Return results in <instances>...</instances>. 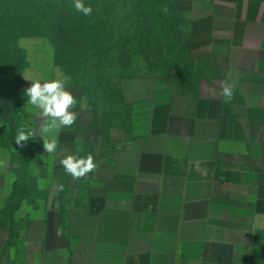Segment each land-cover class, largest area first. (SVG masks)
I'll return each mask as SVG.
<instances>
[{
  "label": "crops",
  "instance_id": "1",
  "mask_svg": "<svg viewBox=\"0 0 264 264\" xmlns=\"http://www.w3.org/2000/svg\"><path fill=\"white\" fill-rule=\"evenodd\" d=\"M190 3L192 78L127 82L107 164L76 206L0 227V264H264V0ZM83 127L59 145L99 143Z\"/></svg>",
  "mask_w": 264,
  "mask_h": 264
},
{
  "label": "rangeland",
  "instance_id": "2",
  "mask_svg": "<svg viewBox=\"0 0 264 264\" xmlns=\"http://www.w3.org/2000/svg\"><path fill=\"white\" fill-rule=\"evenodd\" d=\"M70 1L35 5L31 25L18 15L25 28L15 33L20 50L15 64L7 32L0 26V160H5L0 166V227L16 233L46 209L64 211L77 205L78 190L92 184L108 162L111 130L126 125L127 82L154 79L174 86L192 78L190 13L181 10L191 6L190 0H83L93 9L88 16L68 7ZM64 24L73 32L61 37L56 31ZM23 57L26 65L18 89L15 70ZM64 77L66 90L77 102L72 110L85 125L82 134L95 133L99 143L82 140L70 148L58 143L56 153L47 154L41 136L49 134L40 132L44 118L27 104L25 93L32 80ZM20 127L36 131L24 147L15 143ZM73 134L61 128L52 135L70 143ZM88 154L97 169L81 179L74 180L60 164L67 155ZM58 184L64 185L63 191L57 190Z\"/></svg>",
  "mask_w": 264,
  "mask_h": 264
},
{
  "label": "clouds",
  "instance_id": "3",
  "mask_svg": "<svg viewBox=\"0 0 264 264\" xmlns=\"http://www.w3.org/2000/svg\"><path fill=\"white\" fill-rule=\"evenodd\" d=\"M73 5L76 11L85 16L91 15L93 11L92 7L86 6L83 0H73ZM25 79L28 80L27 78ZM67 83V77L52 79L43 83L36 79L32 80L30 87L26 89L27 104L38 109L44 118L40 132L49 134L48 136H41L43 148L47 154L56 153L58 148V138L52 134L59 132L61 128L72 126L78 119V113L72 110L77 102L73 94L66 90ZM221 88V96L224 98V102H230L234 98L235 83L230 84L227 81H223L221 82ZM34 135H36L35 130H26L24 127H20L15 137V143L20 147H24ZM60 164L74 180L81 179L97 169V164L94 162L92 154H88L86 158L78 157L77 155H67L60 160ZM0 166H5V160H0ZM56 187L59 191L64 189L63 184H58Z\"/></svg>",
  "mask_w": 264,
  "mask_h": 264
},
{
  "label": "trees",
  "instance_id": "4",
  "mask_svg": "<svg viewBox=\"0 0 264 264\" xmlns=\"http://www.w3.org/2000/svg\"><path fill=\"white\" fill-rule=\"evenodd\" d=\"M61 1V0H60ZM153 0H150L149 3L152 4ZM44 4V0H0V26L7 32L8 41L10 48H13V54L11 55V62L15 64L16 61V53H20L18 49V38L16 39L15 33L19 32L20 30L25 28V24L31 25L34 21V14H31V8L36 6H41ZM71 9H74L73 0L70 1L67 5ZM18 15H23L25 24L20 25V21ZM69 24H64L59 28L56 32L61 37H66L71 34L70 32L73 27H68ZM23 31V30H22ZM22 57V56H21ZM22 65L19 69L15 70L14 72L18 75V84L17 88L20 89L22 85L21 75L23 70L25 69V57L22 58Z\"/></svg>",
  "mask_w": 264,
  "mask_h": 264
}]
</instances>
